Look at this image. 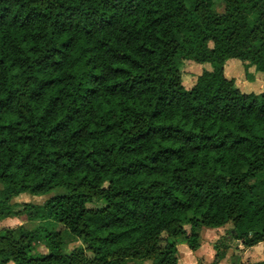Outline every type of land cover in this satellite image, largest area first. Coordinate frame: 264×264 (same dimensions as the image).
<instances>
[{"label": "trees", "instance_id": "trees-1", "mask_svg": "<svg viewBox=\"0 0 264 264\" xmlns=\"http://www.w3.org/2000/svg\"><path fill=\"white\" fill-rule=\"evenodd\" d=\"M221 1L0 0V218L82 242L2 228L0 264H178L170 239L229 223L264 245V90L225 74L264 72V0ZM186 60L211 66L191 87Z\"/></svg>", "mask_w": 264, "mask_h": 264}, {"label": "rangeland", "instance_id": "rangeland-1", "mask_svg": "<svg viewBox=\"0 0 264 264\" xmlns=\"http://www.w3.org/2000/svg\"><path fill=\"white\" fill-rule=\"evenodd\" d=\"M223 10L224 3L221 0H217L216 11L221 13ZM203 69L210 70V64H200L188 60L184 61L181 70L185 86L191 87ZM225 74L227 77L234 78L236 86L244 92L258 93L264 90V72L257 71L256 66L251 63H247L246 68L242 67L238 62L226 63ZM60 192L61 190H56L49 195H30L28 193H22L12 200V203L15 204L14 211L21 212L25 203L36 205L42 204L47 198ZM41 224L49 230L61 231L65 235L64 249L67 251L82 244L80 239L66 232L64 226L56 222L47 221L41 223L39 220L30 221L23 213H19L17 216L6 217L4 219L0 218V229L22 226L27 230H34L41 226ZM185 227L188 230V225H185ZM231 227L232 225L229 223L219 228H201L200 248L196 251H192L189 248L185 238L182 236L170 239L169 241L175 243L178 249V264H213L215 257L214 247L221 240H225L230 248L228 249L225 258L218 264H236L239 260L247 263L264 259L263 244L252 246L246 250L236 249L237 242L232 240L228 235V230ZM162 244L164 245L165 243ZM37 251L46 252L42 243L38 244ZM143 264H149V262H144Z\"/></svg>", "mask_w": 264, "mask_h": 264}, {"label": "crops", "instance_id": "crops-1", "mask_svg": "<svg viewBox=\"0 0 264 264\" xmlns=\"http://www.w3.org/2000/svg\"><path fill=\"white\" fill-rule=\"evenodd\" d=\"M260 244H262V243H259L257 246H259ZM259 261V260H258Z\"/></svg>", "mask_w": 264, "mask_h": 264}]
</instances>
